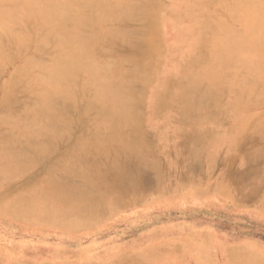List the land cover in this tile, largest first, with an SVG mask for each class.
I'll return each mask as SVG.
<instances>
[{
    "label": "bare ground",
    "instance_id": "1",
    "mask_svg": "<svg viewBox=\"0 0 264 264\" xmlns=\"http://www.w3.org/2000/svg\"><path fill=\"white\" fill-rule=\"evenodd\" d=\"M165 21L175 34L173 44L160 30ZM205 108L231 114L230 143L240 144L249 127L262 138L264 0H0V209L5 214L68 228L106 215L121 196L108 198L107 186L96 181L104 169L125 168L129 158L146 160L147 166L146 152L152 151L140 145L146 144L145 113L164 142H183L178 138L183 136L189 146L200 137L213 142L207 135L222 132L219 122L196 120ZM173 124L176 130H170ZM126 166L131 171L137 165ZM129 173L124 176L135 174ZM6 178L37 184L18 189L19 184L6 186ZM76 179L83 187L71 184ZM35 209L41 212L32 213ZM236 257L240 263L246 259Z\"/></svg>",
    "mask_w": 264,
    "mask_h": 264
},
{
    "label": "rangeland",
    "instance_id": "2",
    "mask_svg": "<svg viewBox=\"0 0 264 264\" xmlns=\"http://www.w3.org/2000/svg\"><path fill=\"white\" fill-rule=\"evenodd\" d=\"M167 22L161 24L160 30L166 43L173 44L175 34ZM11 69L9 66L8 71ZM144 117L149 123H143L142 139L149 145H140L154 152H146L147 166L146 160L140 163L127 158L125 173L123 163L119 170L104 169L101 171L103 179L96 181L101 187L107 186L108 198L111 194L121 196L117 205L115 203L106 215L77 228H68L56 221L7 215L0 209V264H255L256 260L264 264V145L260 146L264 143V133L262 138L256 137L249 127L240 144L230 143L226 132L234 126L231 114L205 108L198 111L196 120L219 122L217 125L222 129V132L207 135L213 142L200 137L188 146L180 136L183 142L177 140L169 144L151 126L150 113H145ZM171 128L176 130V124ZM128 163L137 165V172L133 166L130 171ZM158 167L163 175L160 181ZM127 168L135 174L130 175ZM117 170H121L120 177ZM114 171L115 176L123 180L114 178ZM128 173L130 176H124ZM4 181L6 186L19 184L18 189L37 184L34 179L26 178ZM124 181L129 184V190L124 184L122 188L120 182ZM156 183L159 184L155 187ZM71 184L83 187L79 179L71 180ZM131 186L135 190H131ZM98 193H102L101 189ZM236 256L246 259L240 263Z\"/></svg>",
    "mask_w": 264,
    "mask_h": 264
}]
</instances>
